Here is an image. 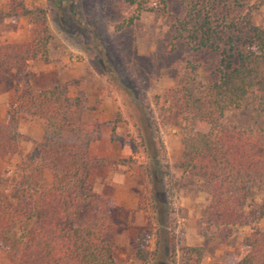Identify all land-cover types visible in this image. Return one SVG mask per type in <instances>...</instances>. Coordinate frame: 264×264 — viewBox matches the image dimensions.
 Here are the masks:
<instances>
[{"label": "rangeland", "instance_id": "1", "mask_svg": "<svg viewBox=\"0 0 264 264\" xmlns=\"http://www.w3.org/2000/svg\"><path fill=\"white\" fill-rule=\"evenodd\" d=\"M46 13V24L35 30L27 18L0 21V45L6 43H45L24 72H14L0 83V121H9L10 105L16 95L29 88L34 93L64 84L71 95L86 100L83 119L112 122L108 130L109 154L95 170L87 189L112 197L118 202L113 218L116 225L114 254L118 264H173L181 247L198 246L204 250L202 264H237L249 251L247 238L252 229L264 232V221L252 226L230 228L200 227L209 206L201 191L202 179L177 165L181 153V128L171 115L178 106L173 97L189 98L203 107L212 76L194 60L197 71L189 68L191 55L178 43L170 50V29L184 8L179 0H167L166 14L143 13L132 28L118 29L128 12L120 0H34ZM260 0H247L253 9L254 23L264 28V6ZM7 0H0L6 9ZM226 121L239 129L264 133V103L251 96L237 110L227 113ZM19 147L0 148V180L11 189L22 171H33L38 185H48L52 176L29 157L43 139L39 122L21 119ZM166 150L167 161L163 158ZM170 166L174 183L171 200L165 194L164 165ZM264 194L257 187L250 191L249 202ZM171 201V203H169ZM14 201L9 192L0 193V204ZM165 215L160 233L152 229L153 213ZM170 214V216H168ZM41 216V215H39ZM39 218L0 237V264H15L21 242ZM147 238L143 251L140 239Z\"/></svg>", "mask_w": 264, "mask_h": 264}, {"label": "trees", "instance_id": "2", "mask_svg": "<svg viewBox=\"0 0 264 264\" xmlns=\"http://www.w3.org/2000/svg\"><path fill=\"white\" fill-rule=\"evenodd\" d=\"M184 8L170 29V50L181 43L191 55L189 68L196 72L194 60L212 76L203 107L193 105L174 92L177 110L173 121L181 128L182 153L177 163L185 172L202 179L201 191L209 206L200 227L230 228L252 226L264 220V194L249 202L250 191H264V133L243 130L226 121L227 113L237 110L251 96L264 103V28L253 21L247 0H179ZM128 12L118 29L132 28L143 13L166 14L167 0H120ZM264 6L260 0L258 7ZM27 18L37 31L45 27L46 11L34 0H7L0 9V21ZM45 43H6L0 45V83L14 72H24ZM86 100L70 94L62 83L39 93L29 88L16 95L10 105L9 121H0V148L19 147L21 119L39 122L43 139L29 157L37 162L35 173L50 171L52 180L44 186L32 178L33 171H22L9 192L12 204H0V237L39 218L21 242L15 264H118L114 254L116 225L113 218L118 202L112 197L89 191L92 173L106 159L91 154L93 142L101 139L100 122L83 119ZM112 125V122L106 123ZM163 158L167 161L166 150ZM163 179L168 199L173 177L167 162ZM171 203V201H169ZM41 215V216H39ZM170 216V214L168 215ZM165 215L154 211L152 229L160 233ZM143 251L147 238L140 239ZM248 253L237 264H264V232L252 229ZM173 251V264H202L204 250L198 246Z\"/></svg>", "mask_w": 264, "mask_h": 264}, {"label": "crops", "instance_id": "3", "mask_svg": "<svg viewBox=\"0 0 264 264\" xmlns=\"http://www.w3.org/2000/svg\"><path fill=\"white\" fill-rule=\"evenodd\" d=\"M92 122H98V121L94 120ZM106 123H102V126H101V131H102L101 139L99 141L93 142L90 147L91 154L99 158H103V159H106L107 157H109V154L105 152L104 150V146L109 144L108 136H109V133H111V130H108L107 127H110L111 125H107ZM261 221H264V220H261Z\"/></svg>", "mask_w": 264, "mask_h": 264}]
</instances>
